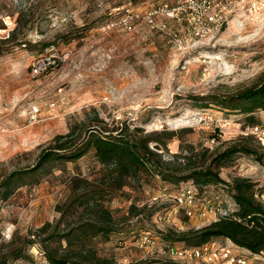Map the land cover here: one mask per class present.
<instances>
[{"label": "rangeland", "instance_id": "obj_1", "mask_svg": "<svg viewBox=\"0 0 264 264\" xmlns=\"http://www.w3.org/2000/svg\"><path fill=\"white\" fill-rule=\"evenodd\" d=\"M174 1L0 0V263L43 264V249L74 259L86 246L117 264H186L145 259L150 249L139 246L141 234L150 231L159 246L185 245L163 234L177 237L219 218L213 210L204 217L180 210L159 221L172 203L152 197L173 193L186 181L165 182L143 172L122 178L126 184L117 188L114 164L102 163L92 149L32 170L43 151L66 141L67 149L75 147L92 128L101 133L126 127L137 137H158L161 142L150 141L149 148L163 160L187 155L189 147L210 153L257 144L246 136L247 127H264V110L247 113L208 101L264 80V0H238L237 13L204 38L164 13L149 16ZM47 61L46 71L34 76L33 65ZM13 173L12 192L2 199ZM219 175L230 184L254 182L257 202L264 194V165L246 156L235 157ZM206 191L233 198L222 184ZM98 209L110 212L117 230L81 245L61 238L96 219ZM19 253L22 258L13 261Z\"/></svg>", "mask_w": 264, "mask_h": 264}, {"label": "trees", "instance_id": "obj_2", "mask_svg": "<svg viewBox=\"0 0 264 264\" xmlns=\"http://www.w3.org/2000/svg\"><path fill=\"white\" fill-rule=\"evenodd\" d=\"M208 102L215 103L222 108L234 109L239 106V109L247 113L255 109L264 110V80L258 86L247 88L231 96H215ZM92 129L94 130H89L86 139L79 142V145L75 147L68 146L67 149L66 145L69 142L66 141L43 151L38 165L32 170L35 172L50 160L77 159L92 149L102 163L114 164L119 173L113 179V181L118 180L115 182L117 188L126 184L125 181H121L122 178L143 172L156 174L165 182L192 181L200 187L210 184L226 185L227 189L232 192L238 206L235 218H222L201 228L191 229L177 237L170 234H163V237L171 242H182L185 244L183 246H198L208 241L223 239L229 240L252 253L264 252V206L254 199L255 183L247 179H234L230 184L219 175L222 167L240 155L264 165V145H260V142L254 137L246 135L257 143L255 146L248 143L233 144L223 150L210 153H208V149L196 153L193 152L192 147H189V154L175 153L172 160H163L161 153L149 148L150 141L161 142L158 137H152L151 134L137 137V135L127 132L126 127L115 129L114 131L117 133L109 130L100 133L95 128ZM171 136L172 133H169L168 138ZM14 174L6 179L7 184L1 195L2 199H7L12 192L10 188L13 185ZM95 213L96 219L86 220L74 226L70 233L61 238L66 237L69 245H72L71 242L81 245L86 243L84 242L85 239L97 234L108 235L117 230L108 210L98 209ZM43 252L50 264H117L112 259L97 256L86 246H82L79 251L73 253L74 259H72L71 253L58 254L57 251L50 249H43ZM22 256L21 253L15 254L12 260H19ZM0 264L5 263L2 261Z\"/></svg>", "mask_w": 264, "mask_h": 264}, {"label": "built area", "instance_id": "obj_3", "mask_svg": "<svg viewBox=\"0 0 264 264\" xmlns=\"http://www.w3.org/2000/svg\"><path fill=\"white\" fill-rule=\"evenodd\" d=\"M239 3L238 0H175L170 6L163 4L161 10H153L149 16L164 13L177 23L186 22L193 36L204 38L217 32L231 14L233 16L237 13ZM161 25L165 27V24ZM49 66V61L37 62L31 71L36 76L46 71ZM35 120V113L30 112L28 121L33 123ZM247 130V134L254 136L261 145H264V127L254 124L247 127ZM211 141L215 140L211 139ZM209 186H203L204 190H202L203 187L197 186L192 181H186L173 193L164 192L162 195L153 196L154 201L163 197L165 202L172 203L170 209L159 215V221H165L166 215L169 218L171 212L177 213L180 210L187 217L193 216L196 212L198 216L204 217L207 212L213 210L219 218L211 222L222 218H235L238 206L234 198L226 200L220 195H212L211 192L206 191ZM262 200L264 194L260 193L259 202L264 206ZM156 238L150 231L141 234L139 246L150 249V254L146 255L145 259H168L186 264L198 263V261L204 264H264L262 257L264 252L252 253L229 240H223L222 243L212 240L198 246H176L172 243H161L159 246ZM42 263L50 264L47 260H43Z\"/></svg>", "mask_w": 264, "mask_h": 264}]
</instances>
